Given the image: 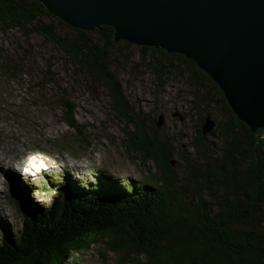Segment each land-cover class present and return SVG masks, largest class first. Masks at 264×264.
<instances>
[{
  "label": "trees",
  "instance_id": "16d2710c",
  "mask_svg": "<svg viewBox=\"0 0 264 264\" xmlns=\"http://www.w3.org/2000/svg\"><path fill=\"white\" fill-rule=\"evenodd\" d=\"M44 19L56 21L73 37L61 35ZM0 30L17 31L24 38L42 36L61 50L73 71L105 86L115 112L134 127L127 133L129 148L159 171L158 177L125 185L100 177L85 187L65 178L47 207L19 195L13 202L21 226L0 237V264H69L75 254L99 241L117 257L116 264H264V138L258 139L233 115L219 87L194 62L161 49L113 42L108 26L94 31L71 27L37 0H0ZM134 46L158 88L174 74L192 90L195 111L217 107L224 113V119L214 121V129L203 134L208 113L192 141L201 168L189 164L191 177L204 185H196L195 192L173 185L171 158L176 149L169 138L146 134L139 112L114 76L122 53ZM21 74L18 63L1 60L3 82L17 81ZM62 105L64 122L79 131L73 105Z\"/></svg>",
  "mask_w": 264,
  "mask_h": 264
},
{
  "label": "rangeland",
  "instance_id": "374dc122",
  "mask_svg": "<svg viewBox=\"0 0 264 264\" xmlns=\"http://www.w3.org/2000/svg\"><path fill=\"white\" fill-rule=\"evenodd\" d=\"M43 21L53 24L61 35L73 37L56 21ZM139 53L135 46L122 53L119 66L113 69L114 76L125 99L139 112L146 134L159 140L169 138L176 149L177 154L171 158L173 185L195 192L196 185H204L191 177V166L201 168L192 141L208 113L213 121L224 119V113L217 107H211L209 112L195 111L192 90L174 74L158 88L151 72L139 63ZM4 57L18 63L24 75H17L18 80L13 82H3L0 75V237L5 231L16 233L21 226L22 217L13 201L7 199L17 187L21 195L25 188L27 196L24 194L23 199L47 207L54 192H58L55 182L68 174L82 179L85 187L90 175L98 172L118 181L127 180L121 182L124 185L159 176L152 162L144 161L129 148L127 133L134 127L115 112L107 88L83 72L73 71L61 50L37 34L24 38L17 31L0 30V63ZM48 78H52L51 83L46 82ZM64 101L73 105L79 131L64 122ZM159 116L163 119L157 127L154 123ZM212 142L219 146L218 141ZM32 161L40 164L37 171L26 167L32 175L18 179L14 176L19 172L8 170L10 164L18 168ZM116 258L99 241L87 252L75 254L68 263L116 264Z\"/></svg>",
  "mask_w": 264,
  "mask_h": 264
},
{
  "label": "water",
  "instance_id": "95a60500",
  "mask_svg": "<svg viewBox=\"0 0 264 264\" xmlns=\"http://www.w3.org/2000/svg\"><path fill=\"white\" fill-rule=\"evenodd\" d=\"M37 1L71 27L108 26L113 42L191 60L219 87L233 115L264 138V0ZM214 127L208 115L202 133Z\"/></svg>",
  "mask_w": 264,
  "mask_h": 264
},
{
  "label": "bare ground",
  "instance_id": "6f19581e",
  "mask_svg": "<svg viewBox=\"0 0 264 264\" xmlns=\"http://www.w3.org/2000/svg\"><path fill=\"white\" fill-rule=\"evenodd\" d=\"M35 160V159H34ZM34 161H32V163H21V167H16L15 165L13 164H10L9 165V171L10 169H13L15 170L16 172H19V175H16L14 177H17L18 179H20L23 175L25 176H29V175H32V170H28L26 167L30 168H34V171H37L36 170V167L37 166H40V164L36 163L35 165L33 164ZM42 171V170H41ZM24 177V176H23Z\"/></svg>",
  "mask_w": 264,
  "mask_h": 264
}]
</instances>
